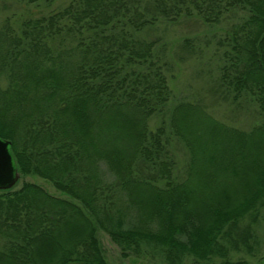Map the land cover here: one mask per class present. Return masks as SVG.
<instances>
[{"label": "trees", "instance_id": "trees-1", "mask_svg": "<svg viewBox=\"0 0 264 264\" xmlns=\"http://www.w3.org/2000/svg\"><path fill=\"white\" fill-rule=\"evenodd\" d=\"M190 19L230 21L218 89L264 116V0H72L0 22V138L20 174L71 198L0 190V264H106L97 228L127 258L152 244L168 264H245L233 255L253 251L264 221V121L245 131L191 102L170 112L166 44L145 34Z\"/></svg>", "mask_w": 264, "mask_h": 264}, {"label": "rangeland", "instance_id": "rangeland-1", "mask_svg": "<svg viewBox=\"0 0 264 264\" xmlns=\"http://www.w3.org/2000/svg\"><path fill=\"white\" fill-rule=\"evenodd\" d=\"M71 1L39 0L34 3L28 0L0 1V22L5 23L6 20H10L19 24L29 18L47 16L65 8ZM229 24L230 21H227L220 26L209 27L196 19L184 20L178 24L161 23L145 36L151 39L159 38L166 44V53L172 65L168 73L173 92L169 105L170 112L181 102L196 103L203 106L218 121L248 131L263 122L264 116L255 105L243 101L234 103L218 89L222 65L219 39L223 34L222 29L229 28ZM160 123L161 119H157L152 125ZM172 146L180 166L184 168L188 160L186 148L177 140H174ZM24 183L37 184L53 196L71 199L56 190L49 181L34 175L20 174V180L12 191L21 189ZM255 236L253 251L250 254L247 252L234 254V261L264 264V221L256 225ZM97 237L106 264H168L162 249L155 245H145L138 257L127 258L110 236L100 228H97ZM183 264H195V262L193 258L185 257ZM214 264H220V261Z\"/></svg>", "mask_w": 264, "mask_h": 264}, {"label": "water", "instance_id": "water-1", "mask_svg": "<svg viewBox=\"0 0 264 264\" xmlns=\"http://www.w3.org/2000/svg\"><path fill=\"white\" fill-rule=\"evenodd\" d=\"M11 148V142L0 138V190H10L20 180V172Z\"/></svg>", "mask_w": 264, "mask_h": 264}]
</instances>
